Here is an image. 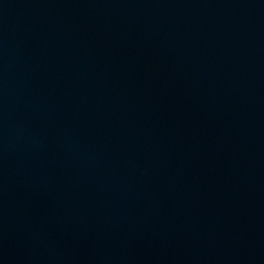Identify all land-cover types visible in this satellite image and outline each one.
I'll use <instances>...</instances> for the list:
<instances>
[{
  "label": "water",
  "instance_id": "water-1",
  "mask_svg": "<svg viewBox=\"0 0 264 264\" xmlns=\"http://www.w3.org/2000/svg\"><path fill=\"white\" fill-rule=\"evenodd\" d=\"M0 264H264V0H0Z\"/></svg>",
  "mask_w": 264,
  "mask_h": 264
}]
</instances>
